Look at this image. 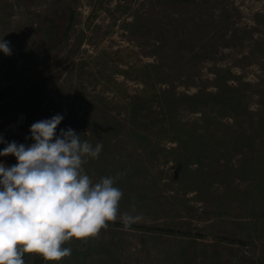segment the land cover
I'll return each mask as SVG.
<instances>
[{
  "label": "rangeland",
  "instance_id": "rangeland-1",
  "mask_svg": "<svg viewBox=\"0 0 264 264\" xmlns=\"http://www.w3.org/2000/svg\"><path fill=\"white\" fill-rule=\"evenodd\" d=\"M50 3L0 0V89L16 87L0 135L31 144V125L61 114L57 133L103 145L85 172L123 192L117 220L51 264H182L190 238L198 264L215 248L264 264V0H79L71 60L37 35ZM125 214L176 234L119 226Z\"/></svg>",
  "mask_w": 264,
  "mask_h": 264
},
{
  "label": "clouds",
  "instance_id": "clouds-1",
  "mask_svg": "<svg viewBox=\"0 0 264 264\" xmlns=\"http://www.w3.org/2000/svg\"><path fill=\"white\" fill-rule=\"evenodd\" d=\"M0 53L12 54L4 38ZM63 119L56 114L33 123L31 144L0 135V157L17 160L11 166L0 162V264H25L26 253L59 262L72 254L67 242L94 237L117 220L123 192L116 178L94 183L83 167L99 158L103 145L81 140L70 127L57 133ZM139 219L122 218L126 227Z\"/></svg>",
  "mask_w": 264,
  "mask_h": 264
},
{
  "label": "trees",
  "instance_id": "trees-1",
  "mask_svg": "<svg viewBox=\"0 0 264 264\" xmlns=\"http://www.w3.org/2000/svg\"><path fill=\"white\" fill-rule=\"evenodd\" d=\"M79 0H51L36 18L37 35L40 37L43 46L48 50H64L68 51L67 60H71L81 51L82 45L87 37L84 30L74 31L75 7ZM26 6H33L35 0H22ZM16 90V87L9 85L0 89V100H5L10 94ZM261 230L264 229V218L261 219ZM110 225V223L108 222ZM119 226H124L120 222ZM136 230L149 232L161 231L168 234H176L172 229H164L161 227H150L144 224L132 223L130 227ZM107 229V228H106ZM101 229V230H106ZM180 234V233H179ZM197 238L188 239L182 248V264H198L197 262ZM221 250L214 249L211 257V264H224L221 259ZM25 264H51L42 256L34 253H26L24 255ZM244 259L237 258L234 264H244ZM226 264V262H225Z\"/></svg>",
  "mask_w": 264,
  "mask_h": 264
}]
</instances>
